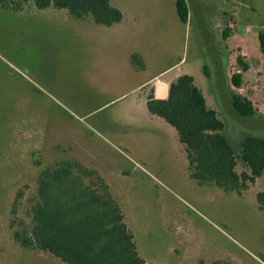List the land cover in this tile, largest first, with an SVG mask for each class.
Returning a JSON list of instances; mask_svg holds the SVG:
<instances>
[{
	"label": "rangeland",
	"instance_id": "1",
	"mask_svg": "<svg viewBox=\"0 0 264 264\" xmlns=\"http://www.w3.org/2000/svg\"><path fill=\"white\" fill-rule=\"evenodd\" d=\"M214 1L221 7V0ZM229 3L239 7L233 12L236 41L244 40L256 62L247 72L239 65L229 73L230 78L239 73L238 86L230 80L215 89L213 82L214 93L207 91L237 146L246 135L264 137V54L243 15L253 10L264 24V0ZM111 4L129 9L136 20L116 34L100 29L91 16L77 19L66 9L0 7V264H66L22 246L14 233L30 224L26 199L36 175L68 158L100 170L148 264H264V205L261 209L257 200L264 192V172L242 194L192 179L170 132L139 121L143 105L135 100L142 90L109 88L125 76L116 72L110 53L126 52L130 45L145 46L155 68L163 56L168 64L186 57L178 69L188 65L197 43L194 11L200 10L188 4L194 17L185 24L175 0ZM210 11L206 16L225 27L231 15ZM238 55L242 60V50ZM233 94L251 100L254 113L238 114ZM83 113L88 114L80 119ZM236 170H242L240 163Z\"/></svg>",
	"mask_w": 264,
	"mask_h": 264
},
{
	"label": "trees",
	"instance_id": "2",
	"mask_svg": "<svg viewBox=\"0 0 264 264\" xmlns=\"http://www.w3.org/2000/svg\"><path fill=\"white\" fill-rule=\"evenodd\" d=\"M111 1L0 0V7L66 9L77 19L91 16L94 23L109 26L123 17ZM175 8L180 20L186 22V0H175ZM258 42L264 54V31L258 32ZM237 61L246 70L239 57ZM231 81L238 86L239 73H233ZM231 105L242 116L254 113L251 100L240 94L231 95ZM146 106L176 130L192 179L242 194L264 172V137L246 135L236 146L227 136L218 111L206 103L191 75L182 74L172 81L165 98L148 96ZM238 163L241 171L236 170ZM16 195L17 199L22 191ZM26 200L30 224L14 233L22 246L47 252L66 264H148L137 251L108 182L91 164L68 158L43 167L36 175L34 192ZM257 200L263 209L264 192L257 193ZM212 264L234 263L217 260Z\"/></svg>",
	"mask_w": 264,
	"mask_h": 264
},
{
	"label": "crops",
	"instance_id": "3",
	"mask_svg": "<svg viewBox=\"0 0 264 264\" xmlns=\"http://www.w3.org/2000/svg\"><path fill=\"white\" fill-rule=\"evenodd\" d=\"M230 0H221V7L218 6L214 0L206 1L204 0H186L187 9L191 5L192 8L195 6L200 10L198 13L194 8L193 16L192 12L190 13L188 10V17L185 22L189 20L192 22L194 17V24H195V31H196V48L192 54L190 62L188 65H185L184 68H179V64H187V59L185 57L180 59V61L173 62L168 64L165 60L166 56H163V62H161V58L159 61H156L158 67H154V60H152V55L145 46L138 44V45H130L128 50L122 52L120 54L115 52L110 53V60L115 58V70L117 73H121L124 78L115 82L112 87H128L129 90L132 92L138 89L142 90V94L136 98V104L143 105L142 109V116L139 120L142 124L143 121H147L150 124L158 123L161 127H165L168 132H170L172 137L173 146L177 148V150H181L182 156L184 157L185 162L187 163L186 153L184 146L179 142L178 135L174 127L168 124L162 117L152 114L148 111L146 102L148 96H153L154 98H165L168 94L169 84L174 81L179 75L188 74L191 75L194 79L195 84L201 89L206 103L213 107L211 92L214 93L213 82H215V89H223V83L228 84L231 78L229 77V73H232L236 70L240 64L237 61V58L241 57L238 55L240 50L243 52V61L247 65V71L251 69V63L256 62L254 55H248L246 52L247 48L244 46L243 41H236L235 38V29H236V19L234 18L235 10H239L237 5H231ZM190 4V5H188ZM224 5V6H223ZM211 6L212 14L216 13H223L224 15L230 14V19L226 20V25L222 29H220V24L217 23V20H214V17L211 19L206 16L210 11L208 8ZM120 9V8H119ZM209 9V10H208ZM217 11H216V10ZM123 13L122 20L118 23H114L109 26L101 25V28H104L106 31H114L115 34L117 31L122 30V28H127L131 24H133L136 20L133 18L129 9H120ZM253 10H245L243 15L245 18H248L246 21V30L251 32L253 29L256 32L258 38V32L263 31L264 24L259 21L258 18L253 16ZM240 13V12H239ZM211 14V15H212ZM217 24V25H216ZM100 25V24H99ZM220 27V28H218ZM263 27V28H262ZM241 42V43H240ZM256 47V46H254ZM235 49L237 52L235 53ZM126 53V54H125ZM254 53H257V48L254 50ZM133 56H138L137 60H133ZM247 56L251 58V61L247 59ZM253 57V59H252ZM195 69L193 68V64ZM210 66V69L208 68ZM245 70V72H247ZM126 82V84H123ZM223 82V83H222ZM126 85V86H125ZM163 88L164 96L160 97V87ZM210 90L211 92L207 91ZM128 92V91H127ZM127 92H123L120 96H125ZM113 100V99H111ZM211 100V101H210ZM214 101V100H213ZM217 110V109H216ZM218 111V110H217ZM88 113H83L81 118L87 116ZM136 122V121H134ZM139 124V123H138Z\"/></svg>",
	"mask_w": 264,
	"mask_h": 264
},
{
	"label": "water",
	"instance_id": "4",
	"mask_svg": "<svg viewBox=\"0 0 264 264\" xmlns=\"http://www.w3.org/2000/svg\"><path fill=\"white\" fill-rule=\"evenodd\" d=\"M159 96H160V97H163V96H164V93H163V88H162V86L160 87Z\"/></svg>",
	"mask_w": 264,
	"mask_h": 264
}]
</instances>
